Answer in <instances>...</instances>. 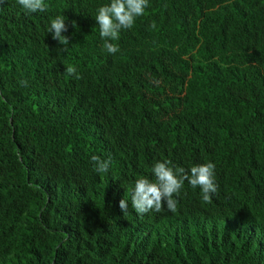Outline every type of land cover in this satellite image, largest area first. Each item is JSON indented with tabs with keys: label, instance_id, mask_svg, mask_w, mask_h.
<instances>
[{
	"label": "trees",
	"instance_id": "16d2710c",
	"mask_svg": "<svg viewBox=\"0 0 264 264\" xmlns=\"http://www.w3.org/2000/svg\"><path fill=\"white\" fill-rule=\"evenodd\" d=\"M109 2L0 4V264H264V0H149L115 55ZM165 160L214 163L212 202L185 181L176 212L138 215L134 181Z\"/></svg>",
	"mask_w": 264,
	"mask_h": 264
},
{
	"label": "clouds",
	"instance_id": "9594fccd",
	"mask_svg": "<svg viewBox=\"0 0 264 264\" xmlns=\"http://www.w3.org/2000/svg\"><path fill=\"white\" fill-rule=\"evenodd\" d=\"M4 0H0L3 4ZM17 3L26 13L45 12L48 5L45 0H17ZM149 7V0H110L108 4L100 6L96 11L95 21L99 27V36L103 41L102 48L109 54L115 55L120 51L119 46L114 43L120 38L122 29H131L137 18L145 15ZM72 26L76 27L75 21ZM155 27V25H151ZM52 34V39L64 45L67 50L69 38L63 33L68 31L66 18L58 15L51 19L47 29ZM65 75L81 79L77 68L74 65L66 67ZM23 87L28 86L27 81H19ZM91 161L94 170L99 174L107 173L112 164L111 158L102 159L93 155ZM171 161H157L154 163L151 172L154 180L141 176L134 181L131 192V207L138 215H144L151 211L157 213L162 210L170 212L177 211L178 197L185 181L193 188L200 189L202 202L211 203L212 195L218 191L215 181V164L208 162L202 165H194L189 170L183 167H172ZM129 201L125 198L119 201V208L123 214L128 212Z\"/></svg>",
	"mask_w": 264,
	"mask_h": 264
}]
</instances>
